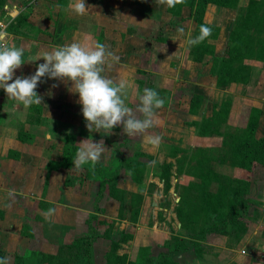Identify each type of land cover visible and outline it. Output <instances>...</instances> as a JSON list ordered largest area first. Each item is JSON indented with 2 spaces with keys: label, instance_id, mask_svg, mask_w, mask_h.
Wrapping results in <instances>:
<instances>
[{
  "label": "crops",
  "instance_id": "1",
  "mask_svg": "<svg viewBox=\"0 0 264 264\" xmlns=\"http://www.w3.org/2000/svg\"><path fill=\"white\" fill-rule=\"evenodd\" d=\"M240 1L237 3V8ZM73 2L74 0H25V6L18 12L16 8H13L14 6L11 9L12 12L6 8L7 0L0 4V17L2 18L1 14L4 11L6 16L9 15L7 31L10 34V41L25 49L24 60L36 57L44 51H50L56 46L74 40H83L85 36L89 37L93 43L100 42L119 57L118 62H112L110 67L105 66L103 74L116 81L125 78L134 85L129 90L126 100L130 107L138 102L135 94L137 89L142 94L144 88H152L165 100L164 106L156 110V126L161 122L166 124L167 121H175L176 115H179L180 119L185 117V120L188 116L190 120L189 118L187 120L193 122V115L198 114L199 108L204 109V116L208 119L216 108V103L209 98L214 90L208 91V85H215V89L220 92L231 91V87L237 88L234 84L223 89L216 87V79L209 73L210 57L204 58L207 54L202 56V61L198 62L190 57V52L177 54L169 50L162 51V45L168 48L183 39V36L177 35V28L179 24H184V20L190 22L196 31L195 22L189 18L188 6L181 7V14L187 9L188 12L182 18L179 17L180 22H177L176 13L170 11L166 5L158 3L157 0L141 2L85 0L88 11L83 15L72 11ZM14 5L17 6L16 3ZM176 8L178 9V5L173 10ZM235 9L210 5L204 15V22L219 29L225 22L219 19L218 14L230 10L236 11ZM13 12L17 14L14 16ZM211 12L216 13L212 21L208 20V14ZM164 17H167L168 24L165 33L162 34L164 20L162 18ZM0 24L5 23L0 21ZM209 40L211 39H207L206 42ZM211 45L214 46V44ZM180 58L189 62L184 64L188 68L176 67ZM203 59L206 60V64L203 63ZM39 63H43L42 58L34 62H25L21 68L14 70V78L18 75L33 74ZM193 64L201 65V74L197 80L191 76L186 78L188 73L191 74L193 71ZM253 65L252 63L251 67L254 71L256 68ZM260 69L258 74H261ZM42 81L36 91L43 97V102L28 108L9 99L2 88L0 258H8L9 264H17V261L22 262V260L24 264H39L41 254L56 255L64 248L66 242L86 233L88 230L86 220L96 214H92V207H87V211L83 208L85 203L95 200L97 195V188L94 186H97L99 181L91 172L93 167L89 164L83 165L80 169L65 166L63 156L66 149L70 148L76 156L77 144L80 141L88 138L93 141L103 139L106 150L102 156L106 158L112 154V148L115 151H123L124 139L130 138L123 132L122 126L115 127L112 134L107 136L103 132H89L85 126L81 105L78 103V94L70 91V82L65 83L47 77L42 78ZM53 84L58 86L53 88L51 87ZM245 85L248 86V84ZM198 89L200 92H197ZM195 94L202 96L207 94L199 103L197 111L193 112L192 107L182 109V101L188 97L190 105ZM226 95L223 98L231 99L228 118H232L235 125L240 127L239 119L233 116V112H237L236 103ZM184 103L187 104L186 101ZM205 107L211 108V114L206 113ZM139 138V136L133 137V139ZM100 161L99 163H102ZM98 165L95 168H99ZM119 172L125 173L123 176L119 173L115 186L122 190L137 192L140 183L134 180L126 169H120ZM78 181L82 183H80L81 186L87 188V192L82 191V188L78 189L80 192L76 191ZM90 185L93 187L90 188ZM49 208H54L55 212L50 219H45L44 213ZM141 212L137 218L143 217V210ZM173 217L175 218V214ZM123 222L129 223L127 220ZM131 224L136 228L126 246L131 247L127 260L129 257L137 256L138 258L142 249H149L151 255L156 256L159 253L156 251L166 239V231L161 243L158 241V235L161 236L159 224L152 225L151 228L138 223ZM191 246H193L192 243ZM217 248L218 246L215 250ZM189 249L186 251L190 252L189 254L174 252L176 255L172 259L177 264H222L223 262L222 258L215 255L196 261ZM120 251L121 254L127 252L122 249ZM187 258L191 259V262H186Z\"/></svg>",
  "mask_w": 264,
  "mask_h": 264
},
{
  "label": "rangeland",
  "instance_id": "2",
  "mask_svg": "<svg viewBox=\"0 0 264 264\" xmlns=\"http://www.w3.org/2000/svg\"><path fill=\"white\" fill-rule=\"evenodd\" d=\"M1 1L2 3L6 2V0ZM7 1L6 8L10 12L13 11H11L13 6L17 12L25 6V0ZM249 1L241 0L238 8L235 7L236 11L230 10L218 14L219 19L224 20L225 23L219 29L212 26V34L209 36L211 40L206 43H199L191 47L187 45V36L194 34L193 37H195L198 34L190 22L184 20V24H179V27L184 28L186 35L183 36V39L178 40L179 43L168 48L162 45V51L169 50V52L177 54L190 52V57L194 59L196 56L204 57L206 54L207 57L204 58H209L210 49L214 51L213 55H222L231 34L243 32ZM15 3L17 6L14 5ZM259 4L257 3V6ZM14 12L12 15L15 16L17 13ZM187 12L188 9L184 10L183 14L178 13L177 22H180L179 17L182 18ZM258 14L264 19L263 5L259 8ZM1 16L0 21L9 26V22H7L9 15L6 16L4 11ZM215 16L216 13H209L208 20L212 21ZM162 19H164L162 21V34H164L168 23L167 17ZM252 33L257 32L253 31ZM177 35H179L178 32ZM204 45L209 47L207 51H202L201 48ZM180 59L177 61L176 67L188 68L184 66L188 61ZM205 59H203V63L206 64ZM245 61L250 65L253 63L256 68L252 73L251 81L247 83L248 86L239 84L237 88L231 87V91L220 92L215 89V85H208V91L214 90L209 98L216 103V107L226 94L232 98V102L236 103L237 112H233V116L235 119H239L240 127L235 125L236 123L232 118H228L229 114H227L226 118L221 117L217 124H209L210 127L207 130L203 129V132L199 134L201 125H203L202 120L206 119L204 109L199 108L198 114L193 115V122L192 120L188 121L190 120L188 116L189 119L185 120V117L180 119L179 115H174L175 121L170 120L166 124L161 122L151 129L154 134H159L162 137V143L158 149L143 146L142 138H129L123 141L125 144L123 151H115L112 148L113 152L110 156H106V158L101 156L100 162L102 163L98 162L100 165L99 168H96L97 175L106 177L116 175L118 178L119 170L126 169L132 178L140 183V186L137 192H130L107 182L103 186L101 197L97 202L96 195L95 200L84 204L83 208H86L87 211V207H92L91 212L94 214V206L97 203L100 211L94 216L105 222L98 226L99 237L94 241L91 250L92 264H137V256L129 257L127 260L131 247L130 245L129 248L126 246L132 239V232L136 228L131 223H138L150 228L152 225L159 224L161 227V236L158 235L159 242L163 240L166 231V239L160 249L156 251L159 252L156 253V256H152L149 249L140 250L141 264H177L172 259L176 254L171 253L167 258L162 256L168 254L166 241L172 242L174 239L178 243L186 244L188 249L190 247L189 251L196 261L215 255V257L223 259L222 264H264V159H262L264 156L261 153H255L259 145L254 146L258 140L263 141V138H260L264 135V62H258L261 60L257 59H246ZM259 69L261 74H258ZM200 74L201 65L193 64V71L191 74L188 73L186 78L191 76L197 80ZM197 92H200V89ZM198 94L195 96H199L201 99H193V101H197L199 104L207 94L204 96ZM2 99L3 92L0 88V103ZM185 101L187 104L184 103ZM191 105L194 106L191 103L189 105L188 97L181 103L182 109H190ZM198 107L195 105V108ZM252 110L260 111L257 112V121L253 124L252 129L254 130L251 131L246 128H250L252 125L249 123ZM205 111L207 114H211L210 107H205ZM234 113L236 114L234 115ZM245 139L249 140L251 145L241 149L239 146ZM73 160L74 157L67 160L68 166H73ZM151 161H155V163L150 164ZM123 173H120V176H123ZM91 181L89 182L92 183ZM80 183L77 182L76 191L82 188V191L87 192V188L81 186ZM99 185H97L98 187L94 186L97 188V192ZM92 187L90 185V188ZM209 198L215 202L212 208L208 203ZM88 210L90 209L88 208ZM142 210L143 217L137 218ZM234 212H238L237 215L241 216L240 220L234 224H228L226 228L222 229V232L212 234L209 239L201 237L213 218L222 220L230 217ZM180 216H182L181 219ZM123 220H127L129 223L123 222ZM99 227L102 228L99 229ZM74 243V239L66 242L63 249L65 255L69 257L70 253H73V256L77 254L82 256V252L77 246L72 248ZM216 246H218L217 250H215ZM120 249L127 250V252L121 254ZM184 253L189 254L190 252ZM232 258L234 259L232 260ZM186 262H191V259L187 258ZM42 264L49 263L45 261Z\"/></svg>",
  "mask_w": 264,
  "mask_h": 264
},
{
  "label": "clouds",
  "instance_id": "3",
  "mask_svg": "<svg viewBox=\"0 0 264 264\" xmlns=\"http://www.w3.org/2000/svg\"><path fill=\"white\" fill-rule=\"evenodd\" d=\"M157 2L174 8L185 3V0ZM71 7L78 15L88 11L85 0H74ZM177 32L180 36L185 35L183 27H178ZM211 34V27L201 24L198 35H188L186 43L189 47L197 45ZM24 52V48L10 41L7 25L0 24V88H3L9 99L22 104L24 108L39 105L43 97L37 94L36 89L43 82L42 78L70 82V91L78 94V103L89 132H103L107 136L112 134L115 127L122 126L128 137L139 136L145 145L159 148L162 137L150 130L156 126V110L164 106L165 100L152 88H144L142 94L137 89L135 94L138 102L130 107L126 100L134 85L125 78L116 81L103 74L105 66L110 67L112 62L119 61V57L108 50L106 45L93 43L85 36L83 40L56 46L28 60L23 59ZM40 58L43 63L36 65L33 74L14 78V70L21 68L25 62H34ZM57 86L51 85L53 88ZM77 145L76 156L72 161L76 169L86 164L94 168L106 150L103 139L93 141L88 138ZM149 163L154 164L155 161ZM54 212V208H49L44 213L45 219H50ZM0 264H9L8 258H0Z\"/></svg>",
  "mask_w": 264,
  "mask_h": 264
},
{
  "label": "trees",
  "instance_id": "4",
  "mask_svg": "<svg viewBox=\"0 0 264 264\" xmlns=\"http://www.w3.org/2000/svg\"><path fill=\"white\" fill-rule=\"evenodd\" d=\"M138 2H141L143 0H137ZM239 0H185V3L178 4V9L170 8V11L175 12L176 15L181 12L182 6H188L189 7V18H192L195 22V27L197 33H199V26L201 24L207 25L209 27L212 26L208 25L204 22V15L206 13V10L210 5H216V6H222V7H231L235 8L237 6V3ZM248 5V9L246 11V16L244 20V30L241 33H232L229 37V41L227 42V46L224 49L222 55H213V51L211 49L209 50L210 56V67H209V73L211 76L215 77L216 79V87L218 88H225L230 85H239V84H247L251 81V76L253 73V68L250 64L246 63V59H257L264 61V19L261 15L258 14L259 8L263 5L264 6V0H250ZM257 3L259 6H257ZM0 4H2V1L0 0ZM254 28V29H253ZM257 32L253 34L252 32ZM209 39V37L207 38ZM207 39L201 43H206ZM202 51H207L209 47L203 46ZM203 53V52H202ZM200 55V54H199ZM196 61L200 62L202 60V56H196ZM198 97V98H197ZM193 99H201L199 96H193L191 99V105L193 112L197 111V108H195V105H198L197 101H193ZM201 102V101H200ZM231 99L230 98H223L218 106L212 111L211 116L208 119L202 120L203 125H201V132H203V129H208L210 126L209 124H214L220 120L221 117L226 118L228 111L230 109ZM260 110H257V112ZM255 110L251 111L250 113V119L249 123L252 125L250 128H246L247 130L250 129L251 131L254 130L253 124L257 121V113ZM250 132V131H248ZM197 133V132H196ZM263 138V139H262ZM261 140L255 141L256 144L255 147H258L255 153H261L264 156V135L261 136ZM250 141L244 140L240 144V148L244 149L247 147H250ZM254 147V148H255ZM235 150V149H234ZM246 155V153H245ZM74 157L75 155L71 152V149H66L64 156H63V162L65 166H68V161L70 158ZM264 159V157L262 158ZM99 166V165H98ZM97 169L94 167L92 168L91 172L92 174L96 175V180L99 181V190L97 192V199L96 202L101 197V192L103 189V186L107 182H111L112 185L115 186L116 184V175H112L109 177L103 176V175H97L96 174ZM90 172H88L89 174ZM94 179V180H95ZM209 206L210 208L214 207L215 202L211 198H209ZM213 203V204H212ZM243 203V202H241ZM208 208V206H205ZM208 208V209H210ZM95 213L98 214L99 206L97 203H95L94 206ZM238 212H234L231 214L228 218H223L222 220L213 218L211 221V224L206 228L204 234H202V238L209 239L212 234H218L219 232H222V229L226 228L228 224H234L238 220H240L241 216L237 215ZM182 216H180L181 219ZM213 217V216H212ZM96 222V223H95ZM105 222L101 220L100 218H97L96 216H92L90 219L86 220V224L88 227V231L86 233H83L79 236H76L74 238L75 245L72 246L79 249L80 252H82V256H79L78 254L73 256V253H70V256L68 257L65 255L66 253L63 251L64 248H62L56 255L51 254H41V258L39 259V264L44 263L47 261L49 264H92L91 262V250L94 241L99 237L98 234V226L104 224ZM183 244V242H180ZM177 242L176 239L172 242L166 241L167 244V250L168 254H163L164 258L169 257L171 253L174 252H186L188 251V248L186 244H180ZM182 245V246H180ZM71 248V247H70ZM69 252V251H68ZM67 252V253H68ZM73 256V257H72ZM160 257V256H159ZM80 261V262H79ZM142 257L141 255L138 256L136 263L141 264ZM164 261V260H162ZM17 264H24L23 260L22 262L17 261Z\"/></svg>",
  "mask_w": 264,
  "mask_h": 264
},
{
  "label": "built area",
  "instance_id": "5",
  "mask_svg": "<svg viewBox=\"0 0 264 264\" xmlns=\"http://www.w3.org/2000/svg\"><path fill=\"white\" fill-rule=\"evenodd\" d=\"M9 39H10V34H9Z\"/></svg>",
  "mask_w": 264,
  "mask_h": 264
}]
</instances>
